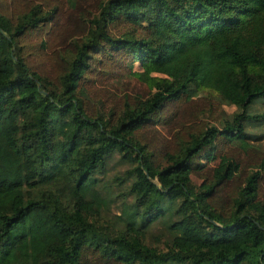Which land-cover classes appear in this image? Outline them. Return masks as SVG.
<instances>
[{"label": "trees", "instance_id": "obj_1", "mask_svg": "<svg viewBox=\"0 0 264 264\" xmlns=\"http://www.w3.org/2000/svg\"><path fill=\"white\" fill-rule=\"evenodd\" d=\"M262 99L264 0H0V264H264Z\"/></svg>", "mask_w": 264, "mask_h": 264}, {"label": "rangeland", "instance_id": "obj_2", "mask_svg": "<svg viewBox=\"0 0 264 264\" xmlns=\"http://www.w3.org/2000/svg\"><path fill=\"white\" fill-rule=\"evenodd\" d=\"M198 97L203 98L205 100L208 97L213 99V102H211V105L213 107V112L215 115H216L219 108L222 109L227 114H229L233 111V107H229V106H225V105L222 107L216 106L214 96L206 90L201 91L199 93ZM249 112L250 113H252V112H254V113L264 112V99H262L258 103V105H254L253 107H251V110H249ZM201 116H202V119L207 120L208 119V117H207L208 112H204ZM210 123H212V122H210ZM255 144H257L260 148L264 149V137L261 140H259L258 142H256ZM117 156L118 155L115 154V155H113L112 158H110L108 160L107 166H106V172L103 175V178L101 177V182L99 183V187L101 185H104V188H106V190L103 191V193L108 194L107 197H109V199H110L108 206L106 207V209H104L101 212V214L98 217L99 223L104 222V223L111 224L114 221V216L119 214V210H120L121 205L123 204L125 206V205H129V203H130V198H128L126 200H121V198L119 196V191L125 190L126 184L124 183L123 185L118 186L115 183V176L121 174V172L127 167L126 164L118 161ZM190 179H191V182L196 186L200 183V180L194 176H191ZM163 233H164V230L161 228L160 223H153L148 227L147 239L150 240L151 242H153L152 245H157L158 247L162 248V243H161L162 240H160V237L162 236ZM157 239H159V240H157Z\"/></svg>", "mask_w": 264, "mask_h": 264}]
</instances>
